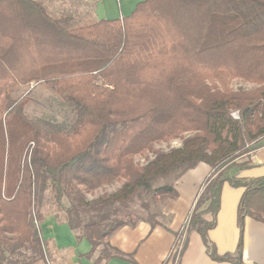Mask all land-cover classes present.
Returning <instances> with one entry per match:
<instances>
[{
  "label": "trees",
  "instance_id": "trees-1",
  "mask_svg": "<svg viewBox=\"0 0 264 264\" xmlns=\"http://www.w3.org/2000/svg\"><path fill=\"white\" fill-rule=\"evenodd\" d=\"M34 84L72 109L70 129L46 132L28 97L12 96ZM175 140L181 147L156 149ZM263 140L264 0H144L130 16L73 28L36 0H0V264L47 259L44 202L99 251L97 264L131 262L109 239L162 226L176 182L200 163L211 173L176 240L185 237L183 252L197 232L212 260L245 264L246 218L264 223V177H242L253 164L237 161ZM225 184L244 194L237 248L220 255L208 233Z\"/></svg>",
  "mask_w": 264,
  "mask_h": 264
},
{
  "label": "crops",
  "instance_id": "crops-1",
  "mask_svg": "<svg viewBox=\"0 0 264 264\" xmlns=\"http://www.w3.org/2000/svg\"><path fill=\"white\" fill-rule=\"evenodd\" d=\"M36 1L42 3L51 15L52 11L58 12L56 18L65 20L66 25L73 28L94 21L117 20L130 16L144 0ZM68 3H76V7L70 8ZM248 159L253 167L244 170L241 176L264 177V140L250 153ZM210 173L211 167L200 163L176 182L178 198L169 200L163 209V214L169 217L167 224L163 223L154 229L145 222L135 227L126 226L109 239L112 247L133 259L131 262L112 258L101 264H231L212 260L197 232L189 235L186 249L179 259L175 258L174 251L178 240L174 234L185 224ZM243 194V188H232L228 184L222 188L217 224L208 233L220 255L234 253L237 248L240 236L237 213ZM40 230L43 240L49 244L47 259L33 264H97L99 251L90 255L91 244L86 239L79 242L76 232L69 228L63 218L45 217L40 223ZM243 260L245 264H264V223L249 217L245 221Z\"/></svg>",
  "mask_w": 264,
  "mask_h": 264
},
{
  "label": "rangeland",
  "instance_id": "rangeland-1",
  "mask_svg": "<svg viewBox=\"0 0 264 264\" xmlns=\"http://www.w3.org/2000/svg\"><path fill=\"white\" fill-rule=\"evenodd\" d=\"M47 5L46 3H44ZM69 7H76V3H68ZM70 7V8H71ZM68 13V12H67ZM52 15L56 17L59 15L58 12H53ZM233 90H251L252 85L243 83L241 81H233L231 84ZM12 96L14 98H20L23 96L28 97V103L25 108L28 115L34 120L42 124L46 132L57 131L60 128L70 129L74 122V113L72 109L63 101H61L56 95H54L47 87L43 85H30V87L16 88L12 90ZM233 117L238 116V112H233ZM235 118V117H234ZM236 119V118H235ZM192 134H186V137H190ZM183 140H175L168 144H161L156 147L160 151H170L173 148L181 147ZM249 148L253 149L255 145L247 143ZM250 156V155H249ZM248 156V157H249ZM152 158V155H149ZM248 157L240 158L237 162L247 161ZM136 161L140 164L145 163V158L138 157ZM121 184H113L105 188L99 189L94 196H90V199H94L98 196L104 195L106 193H113L120 188ZM57 205L53 202H44L42 206V211L47 216H56L59 214L57 211ZM61 214V213H60ZM62 215V214H61ZM63 216V215H62ZM159 221L163 224H167L169 217L163 215L159 217ZM98 253L95 254L97 256Z\"/></svg>",
  "mask_w": 264,
  "mask_h": 264
},
{
  "label": "built area",
  "instance_id": "built-area-1",
  "mask_svg": "<svg viewBox=\"0 0 264 264\" xmlns=\"http://www.w3.org/2000/svg\"><path fill=\"white\" fill-rule=\"evenodd\" d=\"M236 119L239 118V116H234ZM184 242H185V237H183L181 240H179L177 243H176V247H175V258L176 259H179L181 253H182V250L184 248Z\"/></svg>",
  "mask_w": 264,
  "mask_h": 264
}]
</instances>
